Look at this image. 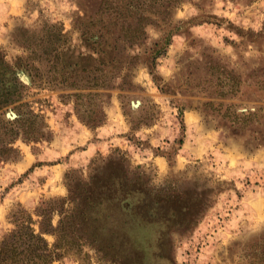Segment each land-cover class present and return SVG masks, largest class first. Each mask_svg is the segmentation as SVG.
<instances>
[{
    "label": "rangeland",
    "instance_id": "obj_1",
    "mask_svg": "<svg viewBox=\"0 0 264 264\" xmlns=\"http://www.w3.org/2000/svg\"><path fill=\"white\" fill-rule=\"evenodd\" d=\"M0 136L51 264H264V0H0Z\"/></svg>",
    "mask_w": 264,
    "mask_h": 264
},
{
    "label": "trees",
    "instance_id": "obj_2",
    "mask_svg": "<svg viewBox=\"0 0 264 264\" xmlns=\"http://www.w3.org/2000/svg\"><path fill=\"white\" fill-rule=\"evenodd\" d=\"M8 125L3 126L6 133L14 130ZM12 138L3 140L0 136L1 157L15 156L17 149L12 145ZM43 202L34 211L19 207L10 212L8 217L13 226L0 237V264H51L57 257L62 218L54 226L52 216L55 211L62 214L61 202L58 205L50 199ZM54 233L58 237L51 247L45 235Z\"/></svg>",
    "mask_w": 264,
    "mask_h": 264
},
{
    "label": "water",
    "instance_id": "obj_3",
    "mask_svg": "<svg viewBox=\"0 0 264 264\" xmlns=\"http://www.w3.org/2000/svg\"><path fill=\"white\" fill-rule=\"evenodd\" d=\"M13 114L12 113H8V116H12Z\"/></svg>",
    "mask_w": 264,
    "mask_h": 264
}]
</instances>
